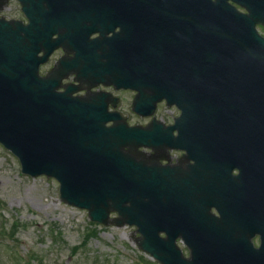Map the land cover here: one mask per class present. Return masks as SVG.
<instances>
[{
	"label": "water",
	"instance_id": "95a60500",
	"mask_svg": "<svg viewBox=\"0 0 264 264\" xmlns=\"http://www.w3.org/2000/svg\"><path fill=\"white\" fill-rule=\"evenodd\" d=\"M8 1L0 0V11ZM19 1L28 25L0 18V143L23 172L56 178L61 200L88 210L94 222L137 226L139 248L160 264H264V245L251 243L256 223L235 239L210 215L218 176L230 182L238 169L244 181L233 179L235 190L249 176L260 181L264 39L256 26L264 22V0ZM60 46L76 53L68 72L137 91L133 109L144 117L166 100L181 112L175 125L130 127L109 111L104 94L57 93L66 71L41 78L39 67ZM142 147L184 150L195 164L188 171L149 164ZM179 207L185 215L177 219ZM219 209L226 217L242 205ZM178 235L190 260L175 246Z\"/></svg>",
	"mask_w": 264,
	"mask_h": 264
},
{
	"label": "rangeland",
	"instance_id": "374dc122",
	"mask_svg": "<svg viewBox=\"0 0 264 264\" xmlns=\"http://www.w3.org/2000/svg\"><path fill=\"white\" fill-rule=\"evenodd\" d=\"M0 16L24 19L16 0ZM132 95L119 111L132 125L149 123L131 111ZM177 115L166 106L156 113L167 124ZM59 188L55 179L25 175L0 145V264H158L136 247L135 227L93 223L87 211L60 201Z\"/></svg>",
	"mask_w": 264,
	"mask_h": 264
},
{
	"label": "flooded vegetation",
	"instance_id": "af4514ba",
	"mask_svg": "<svg viewBox=\"0 0 264 264\" xmlns=\"http://www.w3.org/2000/svg\"><path fill=\"white\" fill-rule=\"evenodd\" d=\"M59 55H55L51 58V61L43 67V70L49 71L52 69L57 60L63 56L64 53H57ZM62 54V55H61ZM74 77H71L68 82H73ZM94 92H111L113 93L116 97L119 98V104L118 106L121 108L124 104H128V101L125 98V95L127 93H131L128 91H114L112 88H104L102 86L96 88L93 90ZM132 95V93H131ZM135 95H133L134 97ZM131 96V98L133 99ZM182 155L183 154H176L174 156H171L172 158V163H182ZM261 168H262V175L260 177L261 184L258 186H253L254 192H250V188L246 189L244 185L243 188H239L237 190L234 189L233 186V179L235 178L234 176L238 174V171L234 170L232 171V179L230 182H228L227 176H218L217 177V183L219 184L218 190L214 191L211 194V198L214 204L217 205H223L226 206L228 204H241V205H246L248 203H251L253 205H257L258 211L257 215L255 216L256 220L262 224V230L258 234V236L255 238V243L260 245L261 238L264 236V155L261 160ZM238 183H241V180L237 181ZM238 191V192H237ZM213 214L218 218L220 217V212L214 207L212 210ZM231 220H233V217H231Z\"/></svg>",
	"mask_w": 264,
	"mask_h": 264
}]
</instances>
